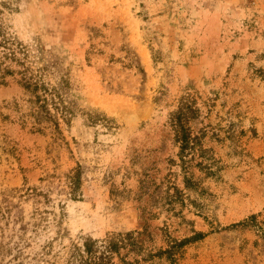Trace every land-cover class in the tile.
<instances>
[{
	"label": "rangeland",
	"instance_id": "374dc122",
	"mask_svg": "<svg viewBox=\"0 0 264 264\" xmlns=\"http://www.w3.org/2000/svg\"><path fill=\"white\" fill-rule=\"evenodd\" d=\"M1 2L56 104L38 122L19 75L0 83V261L132 233L141 264H264V0ZM184 99L206 151L187 174Z\"/></svg>",
	"mask_w": 264,
	"mask_h": 264
},
{
	"label": "trees",
	"instance_id": "16d2710c",
	"mask_svg": "<svg viewBox=\"0 0 264 264\" xmlns=\"http://www.w3.org/2000/svg\"><path fill=\"white\" fill-rule=\"evenodd\" d=\"M8 4L7 2L0 3V17L4 9L12 10ZM6 30H8V27L0 18V83L4 80L5 75H12L13 73L19 75L21 86L36 99L37 112L32 113L35 120L40 122L45 118L48 121H52V114L47 109V103L51 102V104L55 105L54 99L56 94L52 93L54 92L52 91L53 89H46L41 82L42 77L36 78L37 76L33 74L32 69L26 66L25 57L27 54L24 52L21 44L17 43L14 38H11ZM17 55H23V58H18ZM4 62H13L22 68L21 70L14 71L5 65ZM37 71L41 72L42 68ZM38 91H43L45 96L38 95ZM47 94L51 97L49 100H47ZM64 109L62 110L64 111ZM196 112L197 110L188 99H184L178 109L171 114L169 120L174 142L179 149L178 156L181 168L186 174L188 173L190 163L195 159L196 153L199 152L203 157V154L206 152L200 145L199 137L193 135L190 127V121L194 118ZM55 125L58 127L57 124ZM198 165L201 169H206L202 163ZM70 180L73 186L71 190L74 191L77 188V175L73 174ZM192 183L191 178H184L185 186L192 185ZM170 188L172 189V193H168L166 196L168 205L176 202L181 194V191L176 187L171 186ZM250 218L253 219L255 216L252 215ZM135 241L136 239L132 233L111 234L101 242L94 241L91 238H83V242H69L62 247L63 252H58L56 255L52 254L51 249H43L42 252L34 254L33 257H22L18 261L17 259H12L6 263L0 261V264H141L147 257L152 258L157 256L156 254H149L147 257L138 259L144 253V248L142 246L143 242ZM181 244L182 242H169L168 248L163 251L160 250L157 254H165L171 257L175 249ZM130 255L132 256L131 259Z\"/></svg>",
	"mask_w": 264,
	"mask_h": 264
}]
</instances>
